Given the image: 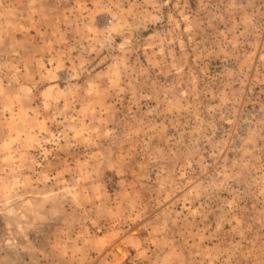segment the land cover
Listing matches in <instances>:
<instances>
[{"label": "rangeland", "instance_id": "374dc122", "mask_svg": "<svg viewBox=\"0 0 264 264\" xmlns=\"http://www.w3.org/2000/svg\"><path fill=\"white\" fill-rule=\"evenodd\" d=\"M0 264H264V0H0Z\"/></svg>", "mask_w": 264, "mask_h": 264}]
</instances>
